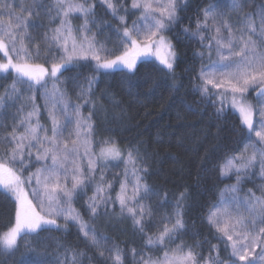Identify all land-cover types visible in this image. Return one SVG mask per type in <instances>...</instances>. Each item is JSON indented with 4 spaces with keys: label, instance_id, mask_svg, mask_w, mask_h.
Wrapping results in <instances>:
<instances>
[{
    "label": "snow or ice",
    "instance_id": "6c2138e0",
    "mask_svg": "<svg viewBox=\"0 0 264 264\" xmlns=\"http://www.w3.org/2000/svg\"><path fill=\"white\" fill-rule=\"evenodd\" d=\"M120 21L122 28L116 29V43L109 48L98 42L89 25H96V0H54L51 6L39 5L49 16L50 22L58 20V26L43 32L37 40L28 29L39 27L29 22L39 11L21 8L27 16L16 15L11 4L0 3V80H11L0 94V128H3V113L10 105L8 101L25 99L31 107L25 111L21 104L13 116V123L6 134H0V190L6 193L14 206V223L0 233V255H13L18 250V241L31 234L59 230L57 220L62 218L65 226L69 221L93 246L101 248L107 238L98 236L95 228L73 207L74 198L84 192L89 183L95 184L93 195L88 198V209L95 217L101 205L105 208L113 197L109 191L112 182L106 181L104 169L108 162L124 163L123 179L115 201L119 202L120 213H127L134 226L144 232L145 218H151L152 210L141 201L147 198L150 189L141 173L147 166L140 157L139 149L129 148L126 152L111 139H101L98 151L94 145L95 126L92 112L84 116L79 103L73 104L64 85V72L80 61H93L94 72L109 74L112 70H136L137 62H159L162 69L174 70L176 52L166 33L178 20L181 3L186 0H131V9L139 13L138 19L129 26L126 23L128 8L122 0H99ZM36 4V0H33ZM242 0H230V11L239 12ZM123 9V14H121ZM203 20H197L196 31L204 51L198 53L203 59L206 51L211 63L201 67L198 85L202 95L219 102L217 112L230 107L239 114L242 131L247 137L243 152L226 158L220 165L221 176L235 175L236 184L226 187L232 193L228 198L221 195L218 204L209 209L207 220L221 235L225 250L230 256L247 264L264 261V185L260 195L249 189L239 195L242 175L247 169L260 168L264 176V8L256 15H245L237 23L229 14L210 5L203 10ZM135 15L136 12H133ZM83 23L74 27L72 20ZM184 32L189 33L188 29ZM211 33L206 36L204 33ZM205 40L207 43L205 44ZM55 49V52H53ZM215 54L216 60H211ZM97 77L93 75L81 84V98L90 96ZM210 86V87H209ZM26 90L27 96H24ZM250 90L255 92L256 103L249 100ZM44 99V108L51 127L40 123V109L35 103L36 95ZM90 101L85 99L84 103ZM255 135L257 140L251 139ZM34 159H33V154ZM130 166V167H129ZM35 167V171L32 168ZM99 179L95 180L97 168ZM131 177V179H130ZM70 184V186H69ZM130 189V191H129ZM185 193L180 194L172 216H165L157 226L155 238L147 237V245L159 246L162 258L144 259L143 253L133 249V258L140 255L142 264H224L218 245H212L209 256L201 257L195 246L182 240L175 247V239L185 228L183 202ZM260 248L257 253L256 249ZM66 250V259H67ZM108 253L113 264H124L123 254L117 246L101 248L100 254ZM83 252L72 250L71 264H80ZM255 256V259L251 257ZM21 264H31L22 261Z\"/></svg>",
    "mask_w": 264,
    "mask_h": 264
},
{
    "label": "trees",
    "instance_id": "16d2710c",
    "mask_svg": "<svg viewBox=\"0 0 264 264\" xmlns=\"http://www.w3.org/2000/svg\"><path fill=\"white\" fill-rule=\"evenodd\" d=\"M4 0H0L3 3ZM15 10L16 15L27 16L21 8L39 11L29 22L39 27H31L29 33L37 40L43 32L58 26L59 21L50 22L49 16L55 12H45L39 5L51 6L54 0H7ZM128 8L126 23L130 26L137 20L139 13L131 9V0H122ZM214 5L218 10L230 15L231 21L237 23L245 15H251L257 20V13L264 8V0H242L239 12L230 11V0H186L181 3L178 11V20L167 31L166 36L172 41L177 54L174 70L169 72L162 69L154 58L152 62H137L136 70L128 73L127 70H112L109 74L94 72L93 61H80L79 65L70 66L64 72V85L73 104L82 105L84 116L92 112V121L96 132L94 145L98 151V142L101 139L111 138L125 152L129 148L139 149L140 157L147 166V172L141 173L148 184L150 192L141 202L152 210L151 218L144 220V232L134 226L127 213H120V205L115 201L119 192L120 182L123 179L124 163L119 162L118 167L109 161V167L104 169L106 181L112 182L109 190L113 202L107 207L101 205L97 215L93 217L88 209V198L93 195L95 184L89 183L84 192H80L73 202V207L79 212L89 225L95 228L98 236L107 238V243L101 248L117 246L122 254L124 264H142L140 255L133 258V249L143 253L144 259L162 258L163 252L159 246L147 245V237L155 238L157 226L165 216H172L181 193H185L183 202L185 228L181 230L174 244L181 240L186 244L195 246L201 257L207 258L212 245H218L219 252H211L213 256L219 255L224 264H232L231 249L225 250L224 243L218 237L221 235L208 223L209 209L218 204L221 195L228 198L232 193L226 187L236 184L234 174L220 175V165L226 158L239 155L243 152L247 142V131L239 121V114L230 107L222 113L217 112L219 102H213L210 96L201 94L198 85L201 81L199 73L202 66L207 68L211 63L207 52L203 59L198 53L204 51L199 37L190 33L196 31L197 20H203V9ZM133 12H136L134 15ZM96 25H89L96 34L98 42L106 43L112 48L116 43V29L122 28L118 19H115L110 10L96 0ZM123 14V9H121ZM74 27H79L81 19L72 20ZM188 29L189 33H185ZM206 36L211 33H204ZM207 40H205V44ZM55 52V49H53ZM215 54L211 60H216ZM93 75L97 79L92 85L90 96L81 98L77 84L84 85ZM11 80H0V94ZM210 87V86H209ZM249 99L256 103L255 92L250 90ZM24 96H27L26 90ZM87 99L90 102L84 103ZM35 103L40 109V123L50 128L51 123L44 108V99L38 93ZM9 107L3 113V128L0 134H6L13 123V116L21 104L25 111L31 107L30 102L20 99L15 102L8 101ZM251 139L257 140L253 134ZM3 146L0 145V152ZM33 154V159H34ZM130 167V166H129ZM35 171V167L32 168ZM248 175L243 176L239 185L243 196L249 189L260 195V188L264 185V176L260 175V168L246 170ZM100 168H97L95 180L99 179ZM131 179V177H130ZM70 186V184H69ZM130 191V189H129ZM14 206L10 197L0 190V233L14 223ZM61 224L59 230L43 231L39 235L31 234L18 241L19 248L13 255H0V264H71L72 250L83 252L80 264H113L108 253L102 256L101 248L93 246L78 226L69 221L65 226L62 218L57 220ZM66 250L67 259H66ZM260 252V248L256 249ZM255 259V256L251 257ZM236 264H247V261H237ZM258 264H264L259 261Z\"/></svg>",
    "mask_w": 264,
    "mask_h": 264
},
{
    "label": "rangeland",
    "instance_id": "374dc122",
    "mask_svg": "<svg viewBox=\"0 0 264 264\" xmlns=\"http://www.w3.org/2000/svg\"><path fill=\"white\" fill-rule=\"evenodd\" d=\"M168 38V37H167ZM169 39V38H168ZM170 40V39H169ZM171 41V40H170ZM171 43H172V41H171ZM172 45H173V43H172ZM3 56V53H0V57H2ZM176 60H177V54H176V58H175V63H176ZM174 66H175V64H174ZM250 100V99H249ZM251 101V100H250ZM58 223V222H57ZM58 224H60V223H58ZM61 225V224H60Z\"/></svg>",
    "mask_w": 264,
    "mask_h": 264
}]
</instances>
